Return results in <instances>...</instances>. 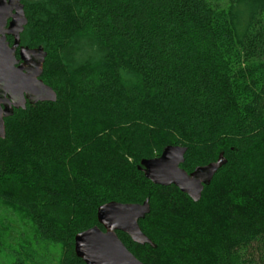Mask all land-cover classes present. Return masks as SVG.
Segmentation results:
<instances>
[{"label": "trees", "instance_id": "1", "mask_svg": "<svg viewBox=\"0 0 264 264\" xmlns=\"http://www.w3.org/2000/svg\"><path fill=\"white\" fill-rule=\"evenodd\" d=\"M22 3L20 44L47 52L56 100L4 119L0 186L20 185L13 202L64 248L56 264H84L74 237L99 206L145 199L155 248L116 232L141 263L264 264V0ZM168 145L188 173L224 154L198 202L138 169Z\"/></svg>", "mask_w": 264, "mask_h": 264}, {"label": "water", "instance_id": "2", "mask_svg": "<svg viewBox=\"0 0 264 264\" xmlns=\"http://www.w3.org/2000/svg\"><path fill=\"white\" fill-rule=\"evenodd\" d=\"M27 25L22 0H0V139L5 138L4 119L14 110L39 102H55L56 93L41 75L47 52L42 46L20 45V36ZM7 36L13 42L9 45ZM18 50V58L16 57ZM187 148L180 145L164 147L159 156L140 162L138 169L154 185L175 186L193 202H198L204 186L210 184L226 163L221 152L216 161L197 166L190 173L181 168ZM150 212L149 200L123 204L108 202L97 208L93 226L74 237V253L84 264H143L121 242L116 232L126 234L138 245H155L141 231L139 220Z\"/></svg>", "mask_w": 264, "mask_h": 264}, {"label": "rangeland", "instance_id": "3", "mask_svg": "<svg viewBox=\"0 0 264 264\" xmlns=\"http://www.w3.org/2000/svg\"><path fill=\"white\" fill-rule=\"evenodd\" d=\"M19 186L11 180L0 186V264L17 259L56 264L64 248L40 238L27 211L13 202Z\"/></svg>", "mask_w": 264, "mask_h": 264}, {"label": "flooded vegetation", "instance_id": "4", "mask_svg": "<svg viewBox=\"0 0 264 264\" xmlns=\"http://www.w3.org/2000/svg\"><path fill=\"white\" fill-rule=\"evenodd\" d=\"M7 41L9 42V45H11L12 44V42H13V39H12V37L11 36H7ZM21 45V44H20ZM16 57L18 58V50H16Z\"/></svg>", "mask_w": 264, "mask_h": 264}]
</instances>
